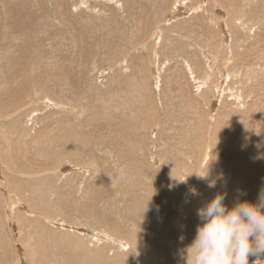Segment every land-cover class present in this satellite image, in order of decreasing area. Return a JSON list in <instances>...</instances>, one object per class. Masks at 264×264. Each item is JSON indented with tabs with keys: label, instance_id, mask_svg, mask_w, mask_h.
I'll use <instances>...</instances> for the list:
<instances>
[{
	"label": "rangeland",
	"instance_id": "1",
	"mask_svg": "<svg viewBox=\"0 0 264 264\" xmlns=\"http://www.w3.org/2000/svg\"><path fill=\"white\" fill-rule=\"evenodd\" d=\"M262 190L264 0H0V264H185Z\"/></svg>",
	"mask_w": 264,
	"mask_h": 264
},
{
	"label": "clouds",
	"instance_id": "2",
	"mask_svg": "<svg viewBox=\"0 0 264 264\" xmlns=\"http://www.w3.org/2000/svg\"><path fill=\"white\" fill-rule=\"evenodd\" d=\"M197 178L209 188L217 186L208 173ZM226 197L217 192L197 210L200 223L184 250L185 264H249L250 257H264V190L256 202L237 199L231 207L225 205Z\"/></svg>",
	"mask_w": 264,
	"mask_h": 264
},
{
	"label": "bare ground",
	"instance_id": "3",
	"mask_svg": "<svg viewBox=\"0 0 264 264\" xmlns=\"http://www.w3.org/2000/svg\"><path fill=\"white\" fill-rule=\"evenodd\" d=\"M209 86V85H208ZM233 89V88H232ZM11 92V91H10ZM236 93V92H235ZM238 93V92H237ZM16 94V93H15ZM14 95V94H13ZM19 95V94H18ZM233 95H235V96H239V94H233ZM16 96V95H15ZM43 96V95H42ZM17 97V96H16ZM15 98V97H14ZM235 100H237V98L235 99ZM234 120V119H233ZM232 122V121H231ZM242 129V128H241ZM248 132V131H247ZM254 159V158H253ZM207 168V167H206ZM238 170V169H237ZM234 174H236V173H234ZM235 176V175H234ZM237 179H238V176H235ZM251 177V176H250ZM237 179H236V182H237ZM262 179V176H258L257 178H255V181L258 183L260 180ZM239 180V179H238ZM233 182H234V180H232ZM231 181V182H232ZM253 181V180H252ZM249 182H247V184H248ZM260 184V183H259ZM260 185H262V184H260ZM251 190V185L249 184L248 185V187H247V191H250ZM246 191V192H247ZM258 191V190H257ZM256 191V192H257ZM230 193V192H229ZM250 194H251V192H250ZM252 194H254V193H252ZM230 195V194H229ZM242 198H244V197H242ZM245 199V198H244ZM82 230V229H81ZM102 238V237H101ZM69 242V241H68ZM64 246V245H63ZM74 253V252H73ZM72 255V254H71ZM61 257V256H60ZM63 257H64V255H63ZM62 258V257H61ZM70 258V257H69ZM67 259V258H66ZM258 261V260H257Z\"/></svg>",
	"mask_w": 264,
	"mask_h": 264
}]
</instances>
